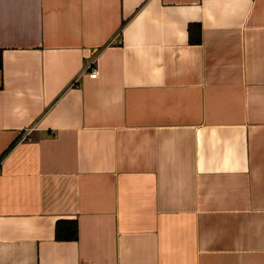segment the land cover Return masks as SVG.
Here are the masks:
<instances>
[{
  "label": "crops",
  "instance_id": "1",
  "mask_svg": "<svg viewBox=\"0 0 264 264\" xmlns=\"http://www.w3.org/2000/svg\"><path fill=\"white\" fill-rule=\"evenodd\" d=\"M0 264H264V0H0Z\"/></svg>",
  "mask_w": 264,
  "mask_h": 264
},
{
  "label": "trees",
  "instance_id": "2",
  "mask_svg": "<svg viewBox=\"0 0 264 264\" xmlns=\"http://www.w3.org/2000/svg\"><path fill=\"white\" fill-rule=\"evenodd\" d=\"M190 29V27H189ZM190 41L192 42H198L199 41V34L198 36L190 37ZM54 239L56 240H73L76 238V224L75 220L73 219H62V220H56L54 222Z\"/></svg>",
  "mask_w": 264,
  "mask_h": 264
},
{
  "label": "built area",
  "instance_id": "3",
  "mask_svg": "<svg viewBox=\"0 0 264 264\" xmlns=\"http://www.w3.org/2000/svg\"><path fill=\"white\" fill-rule=\"evenodd\" d=\"M83 67H84V70H87L88 71V76L90 78L93 77L96 74V69H95V67H93L91 65V63L85 62V64H84ZM24 133H26V131Z\"/></svg>",
  "mask_w": 264,
  "mask_h": 264
}]
</instances>
